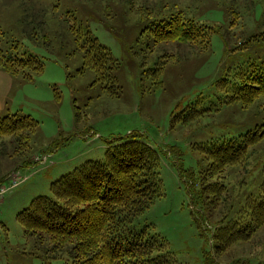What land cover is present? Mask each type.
Wrapping results in <instances>:
<instances>
[{"label":"rangeland","instance_id":"obj_1","mask_svg":"<svg viewBox=\"0 0 264 264\" xmlns=\"http://www.w3.org/2000/svg\"><path fill=\"white\" fill-rule=\"evenodd\" d=\"M66 12L118 61L116 95L83 67ZM176 12L219 26L206 50L174 42L152 46L151 23ZM0 50L43 62L31 79L0 66V116L18 113L38 122L30 165L12 157L8 143L0 146V183L7 186L14 176L18 181L0 201V264H62L71 257L67 251L50 253L47 243L37 246L17 213L35 197L51 195L50 183L61 175L86 160H103L110 141L129 132L141 133L158 150L162 182L161 194L136 217L137 227L150 224L180 264H206L209 254L217 264H264V224L248 241L214 254L210 232L221 213L209 215L203 200L211 194L194 198L204 183L189 176L203 174L210 162L201 146L254 130L259 139L244 163L205 181L225 176L224 195L234 210L264 182V94L249 105L225 104L220 99L228 87L216 85L235 65L263 58L264 0H0ZM167 51L176 58L157 76L145 74ZM216 207L214 212L224 205Z\"/></svg>","mask_w":264,"mask_h":264},{"label":"trees","instance_id":"obj_2","mask_svg":"<svg viewBox=\"0 0 264 264\" xmlns=\"http://www.w3.org/2000/svg\"><path fill=\"white\" fill-rule=\"evenodd\" d=\"M66 20L82 53L83 67L94 72L95 81L106 86L109 94L116 95L118 61L109 48L79 25L69 12H66ZM40 23L45 25L44 21ZM218 31L219 26L198 23L185 18L181 12L159 18L150 25L152 46L186 43L198 52L209 47L211 35ZM161 56L153 68L143 69L145 74L152 72L157 76L164 64L176 58L171 51ZM0 66L10 74L22 73L26 79L43 70L42 60L25 52L14 55L0 50ZM224 84L228 90L220 103L239 102L243 106L252 103L264 94V56L235 65L230 75L216 80L218 87ZM76 116L79 118L78 113ZM37 125V120L30 115L0 116V146L11 145L12 157L20 158L22 165L32 163L30 139ZM6 135L11 136L8 142L2 140ZM258 139L254 130L213 138L200 149L210 160L206 171L197 177L189 175L198 183H204L194 198L203 199L211 194V200H203L208 205L209 215L211 211L212 215L221 213L210 232L215 255L227 251L235 242L248 241L264 224V182L257 193L247 195L234 210L231 198L224 195L226 177L211 182H206L205 178L244 163L249 148ZM110 142L103 160H86L61 175L50 183L51 195L35 197L17 213L25 233L36 238L37 246L49 244L47 250L52 254L59 255L63 251L71 254L62 264H180L150 224L142 227L135 224L136 217L161 194L158 150L139 132H129ZM218 202L224 207L214 212ZM196 221L199 222L197 217ZM206 264H217L211 254L206 257Z\"/></svg>","mask_w":264,"mask_h":264},{"label":"built area","instance_id":"obj_3","mask_svg":"<svg viewBox=\"0 0 264 264\" xmlns=\"http://www.w3.org/2000/svg\"><path fill=\"white\" fill-rule=\"evenodd\" d=\"M16 185H18V181L15 176L9 179L7 186H4L2 183H0V201L2 200L3 194L6 192L7 187L10 188Z\"/></svg>","mask_w":264,"mask_h":264}]
</instances>
